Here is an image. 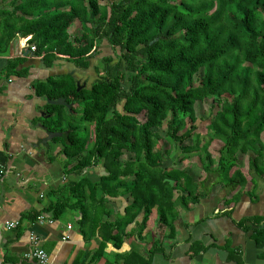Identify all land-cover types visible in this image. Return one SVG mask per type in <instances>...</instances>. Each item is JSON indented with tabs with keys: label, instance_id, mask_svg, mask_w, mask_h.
Masks as SVG:
<instances>
[{
	"label": "trees",
	"instance_id": "1",
	"mask_svg": "<svg viewBox=\"0 0 264 264\" xmlns=\"http://www.w3.org/2000/svg\"><path fill=\"white\" fill-rule=\"evenodd\" d=\"M76 20L81 33L70 38L68 29ZM17 36L28 37L48 64L62 57L87 69L91 58L102 57L88 87L77 90L76 79L66 74L33 86L39 97H64L74 104L71 118L93 124L87 149L75 130L57 127L64 122L60 110L65 106L45 105L49 116L57 113L49 127L62 131L53 139L77 160L75 172L102 162L107 175L98 185L112 193L107 180L125 184L132 197L126 212L133 216L143 209L142 227L152 208L166 224L177 200L185 207L197 201L196 183L176 166L195 153L205 171L221 174L227 184L241 177L239 169L225 176L238 163V153L248 155L250 169L264 171L259 166L264 160V0H0V53ZM102 41L111 54L98 47ZM208 97L214 113L207 123L209 138L202 140L195 131L194 105ZM164 121L163 137L157 129ZM166 137L165 146L160 140ZM214 140L221 142L216 159L209 151ZM173 149L179 152L174 163ZM85 182L71 183L77 201ZM67 205L54 202L53 214Z\"/></svg>",
	"mask_w": 264,
	"mask_h": 264
},
{
	"label": "crops",
	"instance_id": "2",
	"mask_svg": "<svg viewBox=\"0 0 264 264\" xmlns=\"http://www.w3.org/2000/svg\"><path fill=\"white\" fill-rule=\"evenodd\" d=\"M24 38L17 36L0 53V264H39L26 255L34 248L31 234L50 264H139L142 259L148 264H264V171L250 169L247 154L245 162L239 160L225 174L230 177L239 169L241 177L232 184L205 171L197 154L176 163L196 183L197 201L185 207L177 200L166 224L152 208L142 227L143 209L134 210L133 216L126 212L132 197L125 184L107 180L112 193L98 185L107 175L102 162L75 172L77 160L67 157L62 142L53 139L62 137V131L49 127L57 113L47 120V98L35 94L36 81L65 74L78 79L91 74L92 65L80 69L62 57L48 64L43 54L23 47ZM17 57L21 59H11ZM73 105L60 110L64 122L57 127L77 130L68 114ZM92 129L93 124L82 138L87 149ZM49 132L55 134L41 142ZM171 155L174 163L178 154L172 150ZM259 166L264 170V160ZM81 178L87 182L77 201L71 183ZM59 200L68 205L54 215L51 205ZM8 220L17 226L7 228Z\"/></svg>",
	"mask_w": 264,
	"mask_h": 264
},
{
	"label": "rangeland",
	"instance_id": "3",
	"mask_svg": "<svg viewBox=\"0 0 264 264\" xmlns=\"http://www.w3.org/2000/svg\"><path fill=\"white\" fill-rule=\"evenodd\" d=\"M6 1H8V0H6ZM100 3L102 4L104 2L101 1ZM68 33H69V37L70 38L72 36H74L75 34H79L80 35V33H81V25L79 24V22L77 20H76V22H74L72 24V26L69 27ZM107 46H108V43L106 41H104V42L102 41L98 45V47H100V48L103 47V49L105 50L104 53L111 54L112 52H110V50H109V48ZM116 60H117L116 57H114L112 63H115ZM91 61H92L91 62L92 66L94 65L96 67H102V59H91ZM94 74H96L95 76H98V73H95V71L92 73V75H94ZM101 74H103V73H101ZM88 75L89 74H87L86 76H88ZM86 76H85V78H86ZM212 103H213L212 98L208 97V98H206V99H204L202 101L196 102V104L194 105L195 106V114H196V117L198 118L197 128H196L195 131L199 134V137L202 138V140H205V139L209 138V131H208V128H207V123L211 119L212 113H214V110L211 111ZM79 111H80V109H79ZM79 111H76L77 112V116H78ZM138 117H139L140 120H142V115H139ZM75 122H76V125H77V130L76 131H77L78 135H80V137H82L83 139H86V137L88 135V128H89V126L90 127L92 126V123L91 122H87V121L80 123L78 120H76ZM157 131H158L159 135H161L163 137L165 136V134H166V121L163 122L162 126L160 128H158ZM89 135H91V131H90ZM164 139L165 140H163V141L160 140V142H161V144L166 146V145H168L167 144L168 142L166 140L167 137L164 138ZM220 145H221V142L218 141V140H214V141H212L210 143L209 151L212 153V155H216L217 154V149H218V147ZM91 146H92V144L90 145V147ZM173 153L174 154L176 153V154L179 155V152H177V149L176 150L173 149ZM195 154H197V153H195ZM238 155H239L238 156L239 160H241L242 163H243V160L245 162L247 156L246 155H241V154H238ZM125 158H127V155L125 156ZM164 180L166 181V178Z\"/></svg>",
	"mask_w": 264,
	"mask_h": 264
},
{
	"label": "built area",
	"instance_id": "4",
	"mask_svg": "<svg viewBox=\"0 0 264 264\" xmlns=\"http://www.w3.org/2000/svg\"><path fill=\"white\" fill-rule=\"evenodd\" d=\"M23 44H24L23 47H27L29 49V51L33 52L36 49L35 45L28 43V38H24ZM1 172H2V170L0 169V173ZM38 220L42 221L43 220L42 216H39ZM5 225L7 228L12 229V228H15L17 226V222L8 220L5 222ZM68 227H70V225H68ZM30 240L34 244V248L32 249V251H30L26 255L30 256V257H34L38 261L39 264H50V257L44 249H42L38 246L37 237L31 234Z\"/></svg>",
	"mask_w": 264,
	"mask_h": 264
},
{
	"label": "water",
	"instance_id": "5",
	"mask_svg": "<svg viewBox=\"0 0 264 264\" xmlns=\"http://www.w3.org/2000/svg\"><path fill=\"white\" fill-rule=\"evenodd\" d=\"M76 85H77V88H76L77 90H79L82 86H84V84H80L78 80H76ZM47 103L53 104V105H62L68 108L71 106V102L67 103L64 97H58L56 99L47 98ZM50 134H55V133L54 132L47 133L48 136L45 137L43 140H41V142L46 143V141L50 137ZM166 181H168L171 185L174 183V180L170 178H166Z\"/></svg>",
	"mask_w": 264,
	"mask_h": 264
},
{
	"label": "flooded vegetation",
	"instance_id": "6",
	"mask_svg": "<svg viewBox=\"0 0 264 264\" xmlns=\"http://www.w3.org/2000/svg\"><path fill=\"white\" fill-rule=\"evenodd\" d=\"M96 59H102V57L101 56H97ZM94 71H95V69L92 68L91 74H89L88 76H86V78L85 77H81V78L78 77V79H76V80H78L80 84H84V86H82V87H88L89 84L92 83L97 78V76H95L96 74L92 75V73ZM95 73H96V71H95Z\"/></svg>",
	"mask_w": 264,
	"mask_h": 264
}]
</instances>
